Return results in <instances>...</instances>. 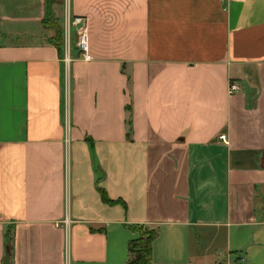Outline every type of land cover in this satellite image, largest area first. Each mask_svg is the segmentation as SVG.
Returning a JSON list of instances; mask_svg holds the SVG:
<instances>
[{"label":"crops","instance_id":"0c3cea01","mask_svg":"<svg viewBox=\"0 0 264 264\" xmlns=\"http://www.w3.org/2000/svg\"><path fill=\"white\" fill-rule=\"evenodd\" d=\"M69 9L0 0V264H264V0Z\"/></svg>","mask_w":264,"mask_h":264},{"label":"built area","instance_id":"2783aa9c","mask_svg":"<svg viewBox=\"0 0 264 264\" xmlns=\"http://www.w3.org/2000/svg\"><path fill=\"white\" fill-rule=\"evenodd\" d=\"M65 7V20L63 29V60L65 64L70 62V49H71V31L73 30L76 41L75 45L79 50L83 60H90L91 54L88 49V35H87V20L84 16L72 15L70 13V0H60ZM240 89L239 85L230 81L228 85V93L233 94ZM222 140H225L224 135L221 136ZM64 223L67 224L68 220L65 219Z\"/></svg>","mask_w":264,"mask_h":264},{"label":"trees","instance_id":"16d2710c","mask_svg":"<svg viewBox=\"0 0 264 264\" xmlns=\"http://www.w3.org/2000/svg\"><path fill=\"white\" fill-rule=\"evenodd\" d=\"M55 29V41L59 47L62 42V37L59 28L55 27ZM99 192L102 200L114 203L113 200L108 199L103 189H99ZM130 228L138 233V237L130 240L128 243L129 258L126 264H152V241L157 231L139 225H130Z\"/></svg>","mask_w":264,"mask_h":264},{"label":"rangeland","instance_id":"374dc122","mask_svg":"<svg viewBox=\"0 0 264 264\" xmlns=\"http://www.w3.org/2000/svg\"><path fill=\"white\" fill-rule=\"evenodd\" d=\"M73 33V30L71 31V34Z\"/></svg>","mask_w":264,"mask_h":264}]
</instances>
